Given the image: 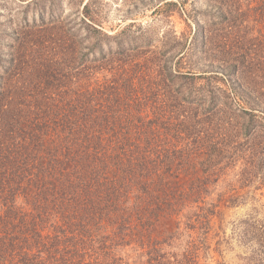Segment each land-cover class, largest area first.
I'll return each instance as SVG.
<instances>
[{
    "label": "trees",
    "instance_id": "trees-1",
    "mask_svg": "<svg viewBox=\"0 0 264 264\" xmlns=\"http://www.w3.org/2000/svg\"><path fill=\"white\" fill-rule=\"evenodd\" d=\"M161 1L189 29L159 49L10 35L0 51V264H209L219 178L242 160L237 182L264 188V55L234 50L264 35V0H206L202 19ZM243 224L264 264V222Z\"/></svg>",
    "mask_w": 264,
    "mask_h": 264
},
{
    "label": "rangeland",
    "instance_id": "rangeland-1",
    "mask_svg": "<svg viewBox=\"0 0 264 264\" xmlns=\"http://www.w3.org/2000/svg\"><path fill=\"white\" fill-rule=\"evenodd\" d=\"M87 2L97 8L96 17H82L81 12ZM163 2L161 0H0V51L3 53L7 51L5 45L10 44V35H79L80 37L125 35L126 39L145 35L144 37L151 39L152 46L159 49L162 36L179 35L189 29L184 17L179 15L174 5L165 7L162 12L156 10L162 9L159 7ZM251 5L256 6L257 3ZM190 6L196 7L199 13L196 16L199 19L205 17L202 13L205 14L208 8L206 0H187L185 8L190 10ZM262 10L260 8L256 11L258 15ZM25 22L36 25L35 33L25 32L22 29ZM191 24L193 25L192 21ZM257 27H261L264 32V22ZM239 36L243 39L240 40L241 44L234 48L235 51L238 53L246 51L255 58L264 55V35ZM242 163V160H238L217 181L212 197L215 201L222 198L218 201V214L212 218V229L208 233L206 242L208 248L202 253L201 262L257 264L256 246L239 236L237 228L238 225L243 228V221L249 218L264 222V188L256 189V181L247 186L237 182ZM125 251L130 253V248L127 247Z\"/></svg>",
    "mask_w": 264,
    "mask_h": 264
}]
</instances>
